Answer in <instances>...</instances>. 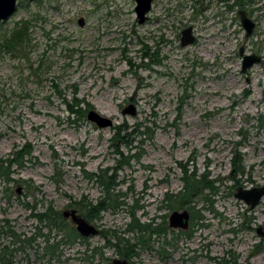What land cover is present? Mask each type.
Wrapping results in <instances>:
<instances>
[{
	"label": "rangeland",
	"instance_id": "1",
	"mask_svg": "<svg viewBox=\"0 0 264 264\" xmlns=\"http://www.w3.org/2000/svg\"><path fill=\"white\" fill-rule=\"evenodd\" d=\"M198 1L152 0L147 19L138 23L135 0H18L0 21V41L17 21H32L27 58L0 52V159L27 142L32 146L24 166L12 167L20 193L12 182L7 199L0 182V248L16 246L7 229L26 240L24 250L10 255L11 264H109L118 255L104 246L103 234L64 243L60 232L34 217L48 204L61 212L83 195L98 200L103 187L86 173L114 166L116 145L125 155L140 152L118 171V189L132 187L128 196L139 198L142 222L158 220L166 213L159 210L165 193L182 188L179 162L197 174L207 171L217 188L212 209L201 211L205 225L191 226L189 237L175 230L168 239L176 247L152 237L133 264H214L221 257L234 264L231 254L235 264H264V235L256 231H264V197L249 209L234 195L238 187L264 183V0H248L243 8L255 22L247 38L232 0ZM188 25L195 40L181 46ZM241 45L244 53L261 56L244 73ZM73 98L83 108L90 104L84 117L69 112ZM128 104L136 107L134 115L121 113ZM91 109L112 125L89 121ZM122 122L142 124L128 148L112 140ZM233 158H241L243 172H233ZM89 222L134 237L125 231L124 212L104 211ZM50 243H58L54 257L45 252Z\"/></svg>",
	"mask_w": 264,
	"mask_h": 264
},
{
	"label": "trees",
	"instance_id": "2",
	"mask_svg": "<svg viewBox=\"0 0 264 264\" xmlns=\"http://www.w3.org/2000/svg\"><path fill=\"white\" fill-rule=\"evenodd\" d=\"M248 0H232V6H237L238 8H246ZM39 5V4H38ZM227 6V5H226ZM31 23L30 19H21L17 21L14 26L6 32L0 41V52H7L14 57H28V48L30 47L31 41ZM83 101L73 98L71 103H67L70 113H75L78 116L84 117L86 108H90L88 102L85 103V108L80 106ZM142 124L136 123L135 125H129L127 122H122L114 126V135L112 140H119L121 145L127 148L132 144L133 139L130 136L139 133V129ZM129 130V131H128ZM114 143V142H113ZM115 144V143H114ZM114 153H116L119 158L116 160V164L112 167H106L100 169L98 172L86 173L89 179H94L96 183L103 187L102 195L98 200L92 201L88 200L84 195L78 200H72L70 206H73L83 217L88 221L99 219L100 214L104 211H110L113 214L118 212H124L128 216V222L126 223L125 231L128 233H133V241L131 238L122 236L116 231L106 232L105 230H99L100 234L106 238L104 246H110L115 248V252L118 256H123L127 259L133 258L138 254L139 249L150 248L148 246L149 241L153 238L161 239V244L163 246L169 245L172 240L168 237L174 235V229L169 228L166 218L168 213L173 210L178 209H188L190 212L189 228L194 226V224H202L204 217L201 214L203 209H212L213 200L210 198L211 195L215 194L217 191L214 185L215 180L209 178L207 171L197 174L196 169H187V164L178 163V166L182 170L181 179L183 181L182 188L177 193H165L164 197L160 201L159 210L164 208L166 213L158 215L157 218H150L147 221L142 222L140 217H138L137 212L143 209L140 205L138 197H129V191L132 192V187L129 186L127 191L122 192L118 189V186L123 180L118 178V171L124 165H129L130 159L134 158L136 160L140 159V152H134L126 155L122 150L116 145ZM32 146L29 142L18 147L16 150L12 151L6 158L0 159V182L2 183L7 199H10V193H12L11 183L14 182L21 184L19 179L15 180L11 175L15 170L12 167L22 168L26 163L28 156L31 154ZM130 150V149H129ZM131 151V150H130ZM136 151V150H135ZM241 158H233L232 165L234 166L233 172L240 171L243 172L241 166ZM234 179V176L232 177ZM235 184H238V180L235 179ZM9 191V192H8ZM201 204L200 207L196 208L197 205ZM39 222L44 223V227H48L49 230L55 229L61 233L64 243H72L79 240V242L85 243V238L81 237L74 226L65 220L61 216V212L53 209L51 204H48L45 210L41 213L35 214ZM249 222V221H248ZM188 228V229H189ZM179 230L177 235H185L189 237L192 234V230ZM36 234H40V229ZM11 233V231L9 230ZM169 233H173L169 236ZM35 234V235H36ZM45 238L46 244L49 243L50 237L49 233L42 234ZM35 239V236L33 238ZM29 239V244L31 243ZM113 239L114 242H111ZM175 241V240H174ZM58 247V243H50L46 245L45 252L50 253L51 257H54L55 249ZM93 254L98 253L97 249H93ZM160 254H163L160 250ZM102 257V252H99ZM10 252L8 251V246H3L0 248V264H10ZM231 263H236V256L231 254ZM225 257L215 258L214 264H228Z\"/></svg>",
	"mask_w": 264,
	"mask_h": 264
},
{
	"label": "water",
	"instance_id": "3",
	"mask_svg": "<svg viewBox=\"0 0 264 264\" xmlns=\"http://www.w3.org/2000/svg\"><path fill=\"white\" fill-rule=\"evenodd\" d=\"M18 0H0V21L7 20L15 11ZM152 7V0H135L134 12L138 23H143L147 19V14ZM238 16L245 31V37H249L254 30V22L248 16L245 9L238 10ZM80 26L83 25V18L78 20ZM194 35L192 33V27L188 26L181 30L180 45L186 46L193 43ZM238 54L241 56V72L244 73L250 69L254 64H258L261 60L259 55L255 53H244V46H240ZM122 114L134 115L136 113V107L134 104H128L121 110ZM86 118L93 122L99 128L110 127L113 123L112 119L106 116L100 115L95 110H89L86 114ZM21 187L17 186L16 192L20 193ZM235 197L242 200L249 209H253L259 204L264 197V183L262 185L253 186L251 188L238 187ZM62 217L69 221L81 237H90L98 234V228L93 223L89 222L83 217L76 209L66 208L61 212ZM190 212L188 209L173 210L169 213L167 218L168 226L172 229L186 230L189 227ZM257 233L264 235V231H261L260 227L256 229ZM111 264H128L127 259L114 257L111 260Z\"/></svg>",
	"mask_w": 264,
	"mask_h": 264
},
{
	"label": "flooded vegetation",
	"instance_id": "4",
	"mask_svg": "<svg viewBox=\"0 0 264 264\" xmlns=\"http://www.w3.org/2000/svg\"><path fill=\"white\" fill-rule=\"evenodd\" d=\"M196 1V0H195ZM218 1H220V0H218ZM222 1V0H221ZM220 1V2H221ZM198 3L199 4H202L203 3V1L202 0H199L198 1ZM247 11V10H246ZM247 13H249L248 11H247ZM254 22V21H253ZM254 24H255V22H254ZM188 26H191V25H188ZM187 26V27H188ZM192 27V26H191ZM254 28H255V26H254ZM254 31V30H253ZM192 33H193V27H192ZM253 33V32H252ZM194 40H195V37H194ZM194 42V41H193ZM257 55V54H256ZM260 56V55H259ZM260 58H261V56H260ZM261 61V60H260ZM69 209V208H68ZM75 209V208H74ZM62 212V211H61ZM62 216V215H61ZM35 218H36V216H34ZM37 219V218H36ZM168 224V223H167ZM170 228V227H169ZM189 228V227H188ZM260 228H261V226H260ZM172 229V228H171ZM257 229V228H256ZM9 230L10 229H7V234L9 235V236H11V238H12V244L14 245V243L16 242V246L15 247H10V248H8V251L10 252V255H12L13 254V252H15V251H20V250H24V248L22 247V245H24L22 242H26V240L23 238V236H24V234H21V233H16V232H14L13 230H10L11 231V233L9 232ZM174 230H180V229H174ZM187 230V229H186ZM184 231V230H183ZM3 233H5L6 234V232H3ZM98 233H99V230H98ZM12 245V246H13ZM171 247H176V243H175V241H172L170 244H169ZM136 256V255H135ZM162 257H165L166 255H161ZM115 257H119V258H125V257H123V256H115ZM114 258V257H113ZM125 259H127V258H125ZM189 259V258H188ZM10 260V259H9ZM111 260H112V258L110 259V261H109V264H111ZM127 261H128V264H133V262H132V258L131 259H127ZM188 260H181V262H187ZM11 264V263H10Z\"/></svg>",
	"mask_w": 264,
	"mask_h": 264
}]
</instances>
